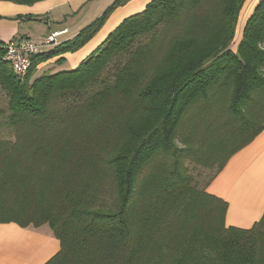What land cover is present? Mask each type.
Returning a JSON list of instances; mask_svg holds the SVG:
<instances>
[{"label":"trees","instance_id":"16d2710c","mask_svg":"<svg viewBox=\"0 0 264 264\" xmlns=\"http://www.w3.org/2000/svg\"><path fill=\"white\" fill-rule=\"evenodd\" d=\"M131 1L42 47L23 79L0 43V223L49 226L61 247L47 264H264V216L229 227L207 192L264 131V0L239 43L246 0H152L77 67L40 70ZM188 164L213 171L202 188Z\"/></svg>","mask_w":264,"mask_h":264},{"label":"crops","instance_id":"0c3cea01","mask_svg":"<svg viewBox=\"0 0 264 264\" xmlns=\"http://www.w3.org/2000/svg\"><path fill=\"white\" fill-rule=\"evenodd\" d=\"M150 1L145 0L139 8L118 14L113 18L112 24L102 29L84 48L74 54L65 55L63 65L57 62L59 58H56L42 65L40 70L54 72L63 70L62 68L65 66H69L70 69L77 67L125 18L142 11ZM260 1L246 0L239 15L238 22L242 18L243 22L240 27L237 25L235 41L238 31H240V38L236 43L242 39L246 22ZM95 2L96 0H44L32 6L45 4L43 13L48 14L46 17L51 11L57 10V8L62 9L64 14L61 18H64L61 20L63 22L59 23V27L50 29L48 33V36L60 33L56 37L57 44H60L73 39L87 24L93 21L94 15L101 14L103 4L101 8L91 11L93 15H90L86 25L81 23L83 17L77 18L81 11ZM109 2H113V0ZM48 3H50L49 6ZM135 3L134 0L129 5L138 6ZM29 8L30 6L26 5L0 2V43L5 44L18 38L31 39L29 32L22 28L26 19L23 15H19L23 12L26 14ZM77 12H79L78 16H76ZM47 20L48 23L51 22L49 17ZM71 20L75 23L68 26L67 24ZM46 38L43 36L40 39L31 40L42 44ZM207 192L227 203L225 220L229 227L250 229L262 219L264 216V131L252 143L229 159L222 171L208 185ZM60 247V241L47 225L39 228L32 226L23 228L15 223H0V264H47L59 253Z\"/></svg>","mask_w":264,"mask_h":264},{"label":"rangeland","instance_id":"374dc122","mask_svg":"<svg viewBox=\"0 0 264 264\" xmlns=\"http://www.w3.org/2000/svg\"><path fill=\"white\" fill-rule=\"evenodd\" d=\"M109 1L110 0H96V2L93 3L92 5L88 6L87 9H84L83 11H81L80 12V16L77 17V18L79 19V18L83 17V20H82L81 23H82V25H86L88 23L87 21H88L90 15H93V13L91 11H94L95 9L101 8V6L103 4V6L101 8V11H100L101 14L99 16L98 15H94L93 21L96 20L98 17H100L115 2V0H113V2H109ZM135 1H136L135 4H138V6H136V7H133L134 5H129L130 3L134 2V0H132L131 2L126 4L125 6H122V7L118 8V9H116L114 11V13L110 16V18L107 20V22H106L105 26L103 27V29L105 27H107V26H110L112 24V22H113V18H115L118 14H120L121 12H125V11L134 10V9L139 8L140 5H143L145 0H135ZM108 3H110V4L108 5ZM49 4L50 3H48V6H49ZM146 5L144 6V8L146 7ZM26 6H30L29 11L26 12V14H24L25 12H23V13H20L19 15H23L24 19H26V22H24L22 24V28L26 29L29 32L30 38L32 40L40 39L43 36L48 37V33H49L50 29L59 27V23L63 22L62 20H63L64 17L63 18H61V17L64 14V12H62V9L60 10V8H57V10H53V11H51L49 13L48 17H49V20L51 22L48 23V20H47L48 17H46L48 14L43 13L44 12V7L46 6L45 4L44 5H40L41 8H40V6H32V5H26ZM119 10H121V11L119 12ZM78 14H79V12H77L76 16H78ZM93 21H91L90 23H92ZM242 22H243V18H242V20L240 19V21L238 22V24H237L238 27L241 26ZM73 23H75V22H73L71 20L69 22V24H67V25L69 26L70 24H73ZM87 25H89V24H87ZM238 27H237V29H238ZM239 38H240V31H238L236 41L239 40ZM62 69L70 70V67L69 66H65ZM6 105H7L6 94H5L4 91H2V89H0V108H2L3 110L4 109L6 110ZM0 124L2 125V127L4 129L3 133L7 137H9L8 131H7V128H6L7 126L5 125L4 119L1 116H0ZM188 167H189L190 171L195 175V179L198 182L200 188H202L207 183V181L210 179V177L213 174L212 170H209V171L206 170V171H204L202 173V175L198 176L197 173H198V170H200V169H198L195 172L193 170V165L192 164H188Z\"/></svg>","mask_w":264,"mask_h":264},{"label":"built area","instance_id":"2783aa9c","mask_svg":"<svg viewBox=\"0 0 264 264\" xmlns=\"http://www.w3.org/2000/svg\"><path fill=\"white\" fill-rule=\"evenodd\" d=\"M60 33H53L48 36L44 43L37 44L28 38H18L5 43V59L11 65L13 71L23 79L29 72L31 66V56L44 46H49L55 42Z\"/></svg>","mask_w":264,"mask_h":264}]
</instances>
